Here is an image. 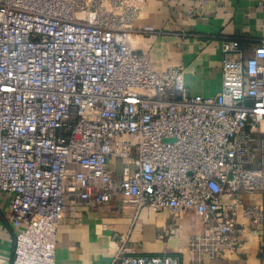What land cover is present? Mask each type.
I'll list each match as a JSON object with an SVG mask.
<instances>
[{
  "label": "built area",
  "instance_id": "2783aa9c",
  "mask_svg": "<svg viewBox=\"0 0 264 264\" xmlns=\"http://www.w3.org/2000/svg\"><path fill=\"white\" fill-rule=\"evenodd\" d=\"M109 3V6L106 3ZM131 0H0V214L128 225L109 264H181L139 253L143 210L167 212L191 263L264 246V40L222 44V86L192 94L182 66L135 47ZM19 240L12 264H56Z\"/></svg>",
  "mask_w": 264,
  "mask_h": 264
},
{
  "label": "crops",
  "instance_id": "0c3cea01",
  "mask_svg": "<svg viewBox=\"0 0 264 264\" xmlns=\"http://www.w3.org/2000/svg\"><path fill=\"white\" fill-rule=\"evenodd\" d=\"M139 15L132 40L162 70L182 66L192 94L214 97L222 86V44L238 40L244 58L264 40V0H131ZM109 6V3H106ZM127 220L100 222L91 218L78 224L65 220L53 224L34 217L30 225L15 228L0 214V264H12L19 240H36L56 246V264H109L120 248ZM167 212L142 211L131 237L139 253L171 252L181 264H264V246L247 231L243 246L216 258L205 256L191 263L184 234L165 233Z\"/></svg>",
  "mask_w": 264,
  "mask_h": 264
}]
</instances>
